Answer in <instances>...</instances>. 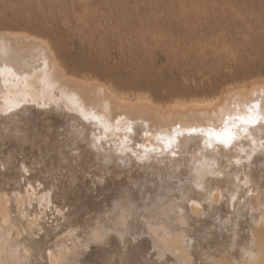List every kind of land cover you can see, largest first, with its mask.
I'll return each instance as SVG.
<instances>
[{
  "label": "bare ground",
  "instance_id": "6f19581e",
  "mask_svg": "<svg viewBox=\"0 0 264 264\" xmlns=\"http://www.w3.org/2000/svg\"><path fill=\"white\" fill-rule=\"evenodd\" d=\"M0 68V264H264V79L158 104L7 29Z\"/></svg>",
  "mask_w": 264,
  "mask_h": 264
},
{
  "label": "rangeland",
  "instance_id": "374dc122",
  "mask_svg": "<svg viewBox=\"0 0 264 264\" xmlns=\"http://www.w3.org/2000/svg\"><path fill=\"white\" fill-rule=\"evenodd\" d=\"M45 38L65 68L158 104L264 79V0H0V30Z\"/></svg>",
  "mask_w": 264,
  "mask_h": 264
},
{
  "label": "snow or ice",
  "instance_id": "6c2138e0",
  "mask_svg": "<svg viewBox=\"0 0 264 264\" xmlns=\"http://www.w3.org/2000/svg\"><path fill=\"white\" fill-rule=\"evenodd\" d=\"M4 72V69L0 68V75H2ZM251 112V109H249ZM83 114V113H82ZM85 119H89L88 116H84ZM95 118V117H93ZM237 120H239L241 123L248 125V124H254L260 117L255 116V115H249V116H239L236 117ZM131 131V129H129ZM191 132H196V129H191ZM207 135L210 138H214L216 142L223 144L225 146H229L231 142L233 141L234 134L232 132V128L230 126H226L223 131H215V130H209ZM164 139V138H162ZM168 145H171L172 141L171 139H167ZM106 238V233L105 232H97L93 233L91 237H89L88 242L92 243H103Z\"/></svg>",
  "mask_w": 264,
  "mask_h": 264
}]
</instances>
